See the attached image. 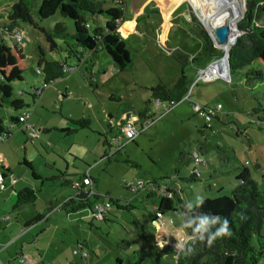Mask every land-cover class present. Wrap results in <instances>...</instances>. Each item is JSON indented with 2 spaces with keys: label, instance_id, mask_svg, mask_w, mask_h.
I'll list each match as a JSON object with an SVG mask.
<instances>
[{
  "label": "rangeland",
  "instance_id": "rangeland-1",
  "mask_svg": "<svg viewBox=\"0 0 264 264\" xmlns=\"http://www.w3.org/2000/svg\"><path fill=\"white\" fill-rule=\"evenodd\" d=\"M15 1L0 0V12L3 13ZM158 1L125 0L123 21L117 24V32L130 55L132 71L119 73L110 58L102 52L93 59L96 66L93 70L90 68L92 77L89 78L83 68L68 70L65 74L69 77L67 80L51 83L42 94L39 93L42 78L36 72V62L29 60L27 55L34 54L36 57L37 47L44 49L43 35L30 25L20 26L26 44L23 50L26 70L22 81L13 82L10 86L12 98L22 99L25 107L14 111L2 106L0 118L3 126L9 125L8 116L27 111L31 112V119L39 124L38 127H62L69 119L88 120L89 127L68 136L52 129L49 134L41 132L37 137L39 139L33 140L31 145L26 144L23 150V135L19 132V126H15L12 128L13 138L0 150V160H5L11 168L7 186L11 179L16 178L18 187H28L35 192V203L25 207L21 215L25 218L30 217L31 213L45 211L50 205L55 210L69 198L65 197L67 194L73 196L75 191L68 186L61 187L60 180L59 184L50 182L41 187L21 164L22 159L30 163L43 179H47L64 171L63 162L69 164L66 152L80 157L76 146L81 147L83 156L79 161L81 164L77 165L78 171L89 168L90 177L95 181L93 193L99 197L97 202L110 204L106 215L102 220L95 221L91 219L88 208L80 210L74 217L68 216V219L63 212L49 220L48 228L41 223L33 230L46 231L37 242V248L43 246L49 235L50 238L55 237L54 244H62L68 252L79 243L84 248H79L78 252L87 254V257L80 261L79 256L75 255L76 264H115V260H119V264H129L130 261L136 264L175 262L178 254L173 247L176 242L170 241L165 234L162 239L148 218L151 205L157 203V194L151 198H146L144 192L134 195L123 188L125 182L142 180L146 184L160 185L158 188L169 186L178 191L181 202L192 208L207 199L228 196L237 184L235 178L239 172L234 169L241 165L249 169L250 180L258 184V189H263L261 175L264 171L255 170L254 165L264 167V89H259L258 83L236 81L230 77L229 70H226L227 79L199 83L191 91V101L199 100V94H208L212 97L211 103L219 105V113L211 121V131L197 132L203 120L192 112L189 102H179L172 112L167 113L163 108L151 104L148 108L153 120L147 127H142L141 134L136 137L137 143H129L110 159L97 155L101 149L100 139H103L107 129L112 135L115 134L124 113L134 114L135 119L140 120L137 111L143 108L149 88L160 81L171 85L180 75L183 64L174 57L176 51L187 56L188 60L196 58L195 62L183 66L191 86L196 74L205 67L201 66L203 48L201 38L195 35L196 30L203 32L211 46L219 50L189 2L166 0L164 6H160ZM116 2H108L104 8L115 6ZM241 6L243 12L238 21L245 13V0H241ZM169 8L176 9L170 12ZM155 11L157 13H152ZM32 18L45 30L51 31L59 22L73 30L72 22L59 13L42 21H38L32 13ZM103 22L104 18L99 17L91 20V25L103 26ZM236 30L237 37L233 44L241 35L238 28ZM5 42L10 43L8 39ZM48 57L61 59L62 54L49 53ZM228 78L231 81L227 82ZM65 86L71 90V96L61 100L59 93ZM39 94L41 98L38 102ZM110 95L119 97V103L109 101ZM255 109H260V112ZM141 122L144 125L145 122ZM136 127H139L138 122ZM195 153L201 163V166H197L199 177L197 181L188 183L185 179L193 170ZM179 156L183 157L181 161L178 160ZM141 194L144 195L143 202ZM7 195L8 192L0 199V205L6 204L4 198ZM90 201L94 202L93 197ZM174 203L177 204L176 201ZM176 207L178 212L173 219L164 220L173 230L180 221V208L178 205ZM58 212L53 211V214ZM10 216L14 220L13 214ZM68 220L70 227L66 228ZM54 226L65 228L60 229L57 236L51 234ZM61 238H64V244ZM121 241H127L129 245L121 247ZM252 241L257 250L264 254V240L253 238ZM138 251H143V254H137ZM258 264H264V257L260 258Z\"/></svg>",
  "mask_w": 264,
  "mask_h": 264
},
{
  "label": "trees",
  "instance_id": "trees-1",
  "mask_svg": "<svg viewBox=\"0 0 264 264\" xmlns=\"http://www.w3.org/2000/svg\"><path fill=\"white\" fill-rule=\"evenodd\" d=\"M111 1L114 0H16L3 10V13L0 12V108L7 106L17 111L25 107L22 99L12 98L10 86L11 83L23 79L26 70L23 52L25 47H10L9 42H5V39L11 41L9 36L13 29L22 31L20 26L25 24L37 28L45 42L44 49L37 47L36 50V71L42 78V88L39 92L51 83L65 78L66 71L75 69L66 64L64 59L79 62L84 52L94 54L104 52L116 71L119 73L132 71L130 55L117 32L119 26L117 24L123 21L126 2L117 0L115 6L105 9L104 6ZM165 1L159 0L158 4L164 6ZM169 10L174 11L171 8ZM32 13L38 21L46 20L59 13L60 16L72 22L73 30L61 22L56 23L51 31L45 30L33 21ZM99 17L104 18L103 26H92L91 20ZM236 27L241 35L228 49L229 75L238 82L258 83L259 89L262 90L264 89V0H245V13ZM195 35L202 41L201 66H206L223 56V51L214 49L209 40L204 37L203 32L196 30ZM49 53H61L64 59H50ZM174 57L183 64L180 67V75L171 82V85L160 81L148 89V98L143 108L137 111L140 119L139 121L136 119L137 122H152L153 119L149 116V105H155L156 102L161 105H167L165 103L170 102L177 104L186 95L191 82L185 76L183 66H186L188 62H195L196 58L188 60L187 56H183L178 51L174 53ZM108 100L119 103V97L115 95H110ZM213 105L218 104L206 106ZM255 111L260 112V109ZM17 117L18 115L10 116L9 121L17 124ZM71 123L77 127L76 130L60 129L58 131L70 135L89 127V122L85 119L71 120ZM204 130L211 131L212 127L206 128L203 123L197 132L201 134ZM3 134H6L5 127L0 118V136ZM8 136L9 134L5 135V137ZM182 159L183 157L179 156L178 160ZM21 164L30 171L33 178H36L29 163L23 160ZM254 169L264 171V167L258 164L254 165ZM234 171L239 172L235 178L237 184L228 196L207 199L189 209L181 204L175 190L167 188L165 196L157 195L156 207L148 211L149 220L155 221L158 216L173 218V215L178 212L176 207L178 205L180 223L186 235L192 236L179 251L173 264H258L260 258L264 257L262 251H258L252 241L253 238L264 240V173L261 175L263 189L259 190L258 184L250 180L248 168L240 165ZM197 179L191 172L185 181L189 183ZM59 180L61 187H71L72 182L63 178L62 174L51 176L43 182ZM140 192L147 193L149 197L155 195L153 190ZM98 198L97 195L93 196L94 201ZM35 201L36 195L33 190L22 189L16 192L12 210L34 204ZM175 201L177 204L174 203ZM92 203L90 198L77 194L75 191L73 196L61 204L59 210L65 214H73L85 208L89 209ZM51 210L53 208L50 205L45 209V213ZM224 219L228 221L230 234L227 235L218 232ZM39 220L40 217L33 218L26 226ZM128 245L127 241L119 243L121 247ZM137 254H143V251H138ZM119 263V260H115V264ZM129 264H136V262L130 261Z\"/></svg>",
  "mask_w": 264,
  "mask_h": 264
},
{
  "label": "crops",
  "instance_id": "crops-1",
  "mask_svg": "<svg viewBox=\"0 0 264 264\" xmlns=\"http://www.w3.org/2000/svg\"><path fill=\"white\" fill-rule=\"evenodd\" d=\"M101 53L102 52H100L98 54H101ZM96 55L97 54H94V53L84 52V54L82 56V59L79 62H77L76 60H73V59H64L63 57L60 60L64 59L66 64H68L69 66H72V67L75 68L74 70L83 68L84 69V73L88 74V77L90 78V77L93 76L91 69L93 70V68L96 66L95 61H93V59L96 58ZM27 57L29 58V60L34 61V63L36 62V57H35L34 54H28ZM99 72H101V70L97 71V73H99ZM68 78L69 77L67 76V77L61 79V81H63V80L65 81ZM44 88L39 93L42 94L43 91H44ZM67 88L68 87L65 86V88L63 87V90L61 89L62 91H60V93H59V97H60L61 100L67 99V97H68L67 94H70V96H71V90L70 89L67 90ZM41 94H39L37 96L38 102H39V100L41 98ZM198 98H199V100H192V102L199 103L201 105H208V104L212 105L213 104L210 101V100H212V97H210V95H208V94L207 95L199 94ZM207 100H209V101H207ZM214 104H216V103H214ZM34 106H35V104H34ZM39 106L42 107L41 103H40ZM158 107L163 108L161 106H158ZM173 108L171 109L170 112L173 111ZM10 116H12V115H10ZM10 116H8V117H10ZM31 116H32V114L30 115L29 123L36 130L38 136H39V134L41 132L49 134L51 129L54 130V131H58L60 129H69L70 131H74V130L77 129V127L74 126L71 123V120H74V119H69V122L65 121V125H63L62 127H38L39 124L34 122L31 119ZM8 120H9V118H8ZM30 120H32V121L30 122ZM135 122L137 123V121H135ZM141 123L142 122H138L139 126H142ZM15 126L17 127V124L11 123L10 121H9V125L8 126H4L5 127V133L9 134V136L5 137L4 140L1 142L0 150L3 149L4 145H7L9 143V141H11V138H13L14 135L12 134V128L15 127ZM19 132H21L22 135H23V146H22L23 150L25 149V145L26 144H30L31 145L33 140H35V139L38 140L39 139V138H33V139L28 138L26 136V132L24 130H19ZM106 135H112L110 129H107L103 139L102 138L100 139V146L99 147H101V149H99V152L97 153V155L99 157H102V158H105V159H107L106 158L107 147H106L105 142H104V138H105ZM65 136H68V135H65ZM133 143H137L136 138L134 139ZM76 148L79 149V151H78L79 153L78 154H79L80 157H78L77 155L73 156L72 154L66 152V154L68 155L69 160H70L69 164L67 162H63L64 163V165H63L64 171L63 172L62 171H59V172L57 171L58 172L57 174H62L63 178L70 180L72 183L76 182V181H80L82 179V177L85 174H87V176L93 181V185H94L95 181L90 177L89 168L84 167L85 169H82L81 172L78 171V166L77 165L81 164V162H79V161L81 160L80 158H82L81 156H83V152H82L80 146H76ZM23 160H25V159H22V161ZM0 162H1L0 163V176H1V179H2L1 181L3 183V186H4L3 190H0V199H2V197L5 194H7V192H8V195L4 198L6 200V204L0 205V264H18L17 263L18 258H26V259H28L30 261V264H66V263L76 264L75 263L76 260L74 258L75 255L79 256L78 259L80 261L85 260L86 257H87V254H82L81 255L78 252L79 248H81V250L84 248V247H81L79 245V243H76L75 246L72 248V250L70 252H68V249L65 246H63L62 244H60V243L54 244L55 237H51L50 238V235L48 236L46 242L43 244L42 247H40V248L36 247L37 242L40 240L42 234L45 233L46 231H44V229H40V231H38V232L37 231H33V230H36L37 229L36 226L38 224H41V223H44L45 227L48 228L47 225H48V222H50L49 220L52 217H56L57 218L59 216V213H63V211H61L59 209H55V210H51L49 213H45V211L43 209L41 212H36L35 214L31 213L30 217L22 218L21 215L25 211V207H27L28 205H24V206L18 208L17 210H12V205H13V203L15 201L16 192H18V191H20L22 189H26V188L30 189V188H28V187H18L17 186L18 180L16 178L11 179L9 185L7 186L6 185V181L8 179V176H10V174H11L10 173L11 172V168L5 163V160L1 159ZM31 167H32V165H31ZM70 167H71L72 170H70ZM33 171H34V169H33ZM34 173L36 175V178H33L31 173H30V176H31V178L33 180L38 181L40 183L41 187L44 184L50 183L48 181L47 182H43L44 179L39 174H37L35 171H34ZM2 176H4V177H2ZM52 176H56V173L54 175H52ZM13 180H14V182H12ZM54 182L58 183V181H54ZM153 185H155L154 186L155 189L153 190V192H154L155 195L156 194L158 195L157 188L160 187V185H156L154 183H153ZM166 187L168 189L175 190L178 193V191L176 189L171 188L169 186H166ZM93 190H94V188H93ZM140 193H137V194H140ZM137 194H135V195H137ZM70 195L71 194H67L65 197H69L70 198L71 197ZM143 196L144 195L141 194V198L140 199H141L142 202H143ZM145 196H146V198H151L152 197V196L149 197V195L147 193H145ZM178 198L180 200L179 193H178ZM90 199H91V197H90ZM93 203H98V202L96 200ZM181 204L186 209H189L188 208L189 206H187L185 203L181 202ZM155 207H156V205H153V206L151 205V209H154ZM1 209L3 211H1ZM53 211H59V212H58V214H53ZM78 212L73 213V214H65V216L68 219V216L71 217V215H73L72 217H74V216H76V214H78ZM10 214L11 215L13 214L14 220L11 219L12 216H10ZM179 215H180V213H179ZM38 217H40L39 221H37V222H35V223L31 224V225H27L26 226V224L30 223L33 218H38ZM166 218L167 217L162 218V219H158L159 220L158 223L157 222L154 223L156 220L152 221V222L150 221L152 225L156 226L157 234L160 235L161 238H162V235L165 234V235H167V237L169 238L170 241L177 242V241H179V240H181V239H183V238H185L187 236L185 234V231H184L180 221H179V224L177 223V225L175 227L176 229L173 230L172 228H170V226L167 223H164V220ZM178 218H180V217L178 216ZM167 219L171 220L173 218H167ZM174 219L176 220L177 218H174ZM69 221L70 220L67 221V224H66L67 227L66 228L70 227L69 226V223H70ZM72 226L75 227V224H73ZM79 227H82V226H79ZM63 228H65V227L58 228L57 226H54V231L51 234H54V235L58 236V234L60 233V229H63ZM63 237H65V236H63ZM64 241H65L64 238H61V243L64 244ZM162 245L164 247L166 246V244L164 242L162 243Z\"/></svg>",
  "mask_w": 264,
  "mask_h": 264
},
{
  "label": "built area",
  "instance_id": "built-area-1",
  "mask_svg": "<svg viewBox=\"0 0 264 264\" xmlns=\"http://www.w3.org/2000/svg\"><path fill=\"white\" fill-rule=\"evenodd\" d=\"M10 47H25L24 43V33L23 31L13 29L10 32ZM219 59L213 60L210 63H208L203 69H201L195 76L193 83L190 87H188V91L186 95L182 98V101L189 102L191 110L194 114H196L198 117L202 118L203 123L205 124L206 128H211V121L216 118L217 113L219 111L218 105L213 106H206L201 105L199 103L192 102L191 97V91L193 87H196L199 83H208L215 81L217 79L225 80L227 79L228 75H222L221 70L216 64ZM72 71V70H70ZM38 73V71H36ZM228 73V72H227ZM229 78L228 81L229 82ZM67 96H70V94H67ZM156 106L163 107L164 113H167L171 111V109L176 105L172 102H170L168 105H161L160 103L156 102ZM31 113L29 112H22L17 117V126H19V130H24L26 132V136L30 139L37 138L38 134L36 130L33 128V126L29 123ZM136 119L135 115L131 113H125L123 116L120 117L119 123L116 127L115 134L113 135H106L104 138L105 145L107 147V153L106 158L109 159L119 153L123 148H125L129 143L133 142L134 139L141 134L143 128L147 127L150 123L145 122L144 125L136 127ZM6 135V134H5ZM5 135L0 136V144L4 140ZM200 165V160L197 157L196 154H194L192 159V174L194 177L198 178L199 173L197 170V166ZM0 176V190H3L4 186L1 181ZM14 182V180L12 181ZM155 185L153 184H146L142 180L137 181H130L125 182L123 184V188L127 190L130 193L136 194L143 190H154ZM71 188L76 191L77 194H83L86 198H90L93 193V181L85 174L80 181L73 182L71 184ZM166 187L158 188V194L161 196H165L166 193ZM69 199V198H68ZM68 199H66L64 202H66ZM61 205L57 206L55 209H59ZM110 207V204L107 202L103 203H93L90 208V217L92 220H102L103 217L106 215L108 208ZM161 216H158L156 221L154 223L159 222V218ZM203 227V224L201 225V228ZM192 236H186L183 238L186 242L191 239ZM182 239L177 241L176 244H174V249L176 253L178 254L179 251L183 248V246L186 244L185 241ZM18 264H30V261L26 258H18L17 260ZM66 264H72V263H66Z\"/></svg>",
  "mask_w": 264,
  "mask_h": 264
},
{
  "label": "bare ground",
  "instance_id": "bare-ground-1",
  "mask_svg": "<svg viewBox=\"0 0 264 264\" xmlns=\"http://www.w3.org/2000/svg\"><path fill=\"white\" fill-rule=\"evenodd\" d=\"M195 9L198 15L199 21L210 32L213 38V30L219 26H227L229 34L227 41L223 44H217L214 41V45L221 51H223V58H220L216 63L221 70L222 75H227L225 53L229 49V46L233 44L237 37L236 25L240 19L243 7L241 6V0H186ZM156 2V0H155ZM174 2H176L174 0ZM177 4V3H176ZM176 9V8H174ZM212 30V31H211Z\"/></svg>",
  "mask_w": 264,
  "mask_h": 264
},
{
  "label": "water",
  "instance_id": "water-1",
  "mask_svg": "<svg viewBox=\"0 0 264 264\" xmlns=\"http://www.w3.org/2000/svg\"><path fill=\"white\" fill-rule=\"evenodd\" d=\"M229 34V29L227 26H219L213 30V39L217 44H223L227 41ZM228 50L225 53V61H226V68L228 70ZM165 217H160L159 219H162Z\"/></svg>",
  "mask_w": 264,
  "mask_h": 264
},
{
  "label": "clouds",
  "instance_id": "clouds-1",
  "mask_svg": "<svg viewBox=\"0 0 264 264\" xmlns=\"http://www.w3.org/2000/svg\"><path fill=\"white\" fill-rule=\"evenodd\" d=\"M218 232L221 234H230L228 229V221L226 219L222 220L221 227L218 229Z\"/></svg>",
  "mask_w": 264,
  "mask_h": 264
}]
</instances>
